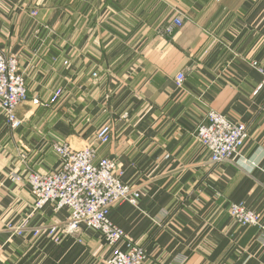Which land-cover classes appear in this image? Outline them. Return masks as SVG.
<instances>
[{
    "label": "crops",
    "instance_id": "crops-1",
    "mask_svg": "<svg viewBox=\"0 0 264 264\" xmlns=\"http://www.w3.org/2000/svg\"><path fill=\"white\" fill-rule=\"evenodd\" d=\"M178 16L183 26L163 35ZM0 42L19 57L28 89L19 130L0 113V264L110 257L94 231L58 245L34 236L36 227L67 222L70 211H35L23 177L27 167L57 170L54 145L64 143L92 144L141 191L140 209L122 204L110 219L145 248V264H264V232L229 214L243 204L264 225V89L254 66L264 69V0H0ZM212 110L249 129L241 154L226 163L212 164L195 138ZM106 124L112 140L98 146ZM26 219L23 235L8 230Z\"/></svg>",
    "mask_w": 264,
    "mask_h": 264
},
{
    "label": "built area",
    "instance_id": "built-area-1",
    "mask_svg": "<svg viewBox=\"0 0 264 264\" xmlns=\"http://www.w3.org/2000/svg\"><path fill=\"white\" fill-rule=\"evenodd\" d=\"M34 17L37 11L32 13ZM183 26L180 16L163 27L162 34L172 35ZM40 29L35 33L40 34ZM57 60L55 59V62ZM65 66L69 65L64 61ZM262 75L258 90L264 89V69L254 65ZM186 74L176 77L179 89L183 90ZM63 92L55 91L50 102L59 101ZM28 101L26 75L20 69V60L16 55H7L1 49L0 42V113L6 117V123L12 130H19L24 121L19 119L16 111L19 105ZM41 105L39 99L33 101ZM113 130L111 125L102 126L95 135L98 146L111 142ZM196 140L208 153L212 164H221L239 156L249 139V129L244 123L232 122L217 111H209L207 119L200 124L195 133ZM54 150L59 156L60 166L57 170L43 173L26 168L23 180L28 184L35 199L34 210L40 211L51 205L55 211L67 209L70 217L64 223L45 224L32 229L35 237L45 236L54 244H60L64 237L71 236L81 241L86 231L99 233L112 248L105 264H145L147 251L135 243L129 235L110 219L111 210L122 204H129L140 209L142 193L139 189L121 181L117 161L101 158L98 149L89 144L83 149H74L69 144H55ZM22 163H25L22 160ZM17 182L20 177H15ZM229 214L234 223L240 227H257L261 233L264 225L261 216L246 208L243 204H232ZM9 231L23 235L31 230L30 219L18 226L8 225ZM264 241V236L258 238ZM122 245L125 250H122Z\"/></svg>",
    "mask_w": 264,
    "mask_h": 264
}]
</instances>
